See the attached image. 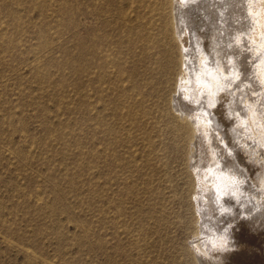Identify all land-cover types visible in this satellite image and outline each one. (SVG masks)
<instances>
[{
	"label": "rangeland",
	"instance_id": "374dc122",
	"mask_svg": "<svg viewBox=\"0 0 264 264\" xmlns=\"http://www.w3.org/2000/svg\"><path fill=\"white\" fill-rule=\"evenodd\" d=\"M122 14L134 26L137 1L0 0V264H197L193 200L207 177L195 186L194 134L170 109L189 36L168 46L164 84L153 64L137 77L135 51L119 58L104 27ZM236 226L243 264H264V229Z\"/></svg>",
	"mask_w": 264,
	"mask_h": 264
},
{
	"label": "bare ground",
	"instance_id": "6f19581e",
	"mask_svg": "<svg viewBox=\"0 0 264 264\" xmlns=\"http://www.w3.org/2000/svg\"><path fill=\"white\" fill-rule=\"evenodd\" d=\"M95 1L87 0L92 6ZM136 1L134 26H128L122 14L115 27H104L118 42L119 58L135 51L137 77L153 64L152 74L161 68L156 79L164 84L163 72L174 63L168 46L172 41L181 45L189 36L190 48L183 45L180 52V79L170 109L193 131L188 169L195 186L204 183L206 174L208 194L203 199L198 192L193 200L198 206L197 233L188 249L197 264H243L246 242L232 234L233 226L264 229V100L262 108L252 100L258 91L264 98V0ZM94 8L99 15L101 7ZM108 42L105 36L92 41V47L105 49ZM246 138L250 146L242 143ZM217 139L221 144L211 147L208 158L202 157V141ZM239 149L252 161H242ZM204 229L211 231L208 246L200 237Z\"/></svg>",
	"mask_w": 264,
	"mask_h": 264
}]
</instances>
